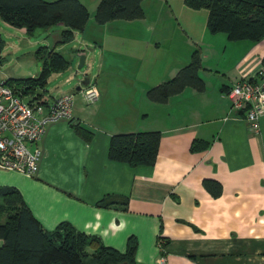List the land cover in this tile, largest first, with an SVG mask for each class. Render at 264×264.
Wrapping results in <instances>:
<instances>
[{
    "label": "crops",
    "instance_id": "crops-1",
    "mask_svg": "<svg viewBox=\"0 0 264 264\" xmlns=\"http://www.w3.org/2000/svg\"><path fill=\"white\" fill-rule=\"evenodd\" d=\"M79 1L86 8L92 2ZM96 7L87 24L94 30ZM113 22L96 25L106 32ZM156 27L159 37L169 36L162 22ZM107 36L89 40L98 63L84 55V66L88 61L89 70H95L94 84L85 78L97 89L98 100L86 104L76 95L78 82L71 120L46 129L36 175L0 169V190L15 189L45 232L67 223L121 254L134 237V264H159L160 238L164 264H264V115L254 132L241 113L230 110L229 101L232 86L257 78L264 66V40L231 42L239 56L216 70V42L206 48L208 58L200 48L205 91L187 88L157 105L147 100L146 91L186 66L194 46L185 42L178 61H170L171 52L159 42L150 51L143 45L139 60L121 59L109 57L119 50ZM58 89L53 94L47 86L42 96L53 101L71 94ZM74 123L91 132L89 142L76 134ZM153 131L161 138L152 166L133 168L108 159L112 136ZM204 180L218 182L221 194L211 196ZM103 198L114 200L109 207L97 206Z\"/></svg>",
    "mask_w": 264,
    "mask_h": 264
},
{
    "label": "trees",
    "instance_id": "trees-1",
    "mask_svg": "<svg viewBox=\"0 0 264 264\" xmlns=\"http://www.w3.org/2000/svg\"><path fill=\"white\" fill-rule=\"evenodd\" d=\"M144 1L101 0L93 19L98 25L142 19ZM184 5L190 10L207 12L206 26L212 35L223 34L229 42L257 44L264 40V0H184ZM89 18L88 9L79 0H0L1 22L23 29L28 35L62 27L59 39L51 47L36 50V57L42 62L37 76L6 79L3 83L20 97L45 93L49 80L66 72L72 64L58 51L59 47L73 41L75 33H82ZM2 47L0 38V51ZM201 69L200 53L195 50L189 63L175 76L146 91L147 100L163 105L187 88L203 93L206 87L199 76ZM73 128L79 137L87 142L91 140V132L78 123ZM160 138L158 131L114 135L110 139L108 159L133 168L152 166ZM203 186L213 197L221 194V185L216 181L204 180ZM113 200L103 198L97 206L109 207ZM123 202L126 204L127 199ZM0 240V264H134L138 246L137 240L130 237L126 251L121 254L105 247L99 238L80 233L67 223H61L53 232H45L15 189L0 190ZM159 240L165 245V240Z\"/></svg>",
    "mask_w": 264,
    "mask_h": 264
},
{
    "label": "rangeland",
    "instance_id": "rangeland-1",
    "mask_svg": "<svg viewBox=\"0 0 264 264\" xmlns=\"http://www.w3.org/2000/svg\"><path fill=\"white\" fill-rule=\"evenodd\" d=\"M100 1L92 0V2L86 3L89 13ZM143 8L147 13L142 19L130 22L114 21L106 32L102 26L99 27L93 24L94 22L91 20L90 25H95L98 28L94 30L93 27L86 26L85 31L79 33L76 40L58 49L72 64L62 75L52 77L48 84V90H52L54 94L57 93L55 89L59 88L58 90L74 94L76 93L77 83H80L86 77L85 75L89 77L90 81L93 80L92 76L95 75V70L93 68L89 70L88 61L87 65L78 69L79 59L82 55H86L89 57L90 62H99L100 56L96 55L94 51H90L92 47L89 40L91 38H103L104 33L108 34L107 38L115 40L112 44L119 50L118 53L112 52L113 54L108 55L109 57L139 60L138 55L143 51V45H146V51H150L154 44L158 42L164 46L163 50L167 48V51L171 52L170 61H178L183 56L185 42L194 46V49L199 53L202 49L203 55L207 58L206 48L209 44L214 46L216 42L218 49L215 47V51L218 54L212 57L213 62H216L215 65H212L215 70L224 68L223 66L226 64H232L239 56V53L233 50L231 42L223 34H210L206 26V11L189 10L184 5V0H145ZM161 22L164 28L167 29L166 31L170 33L168 37H166V34L159 37L161 30L156 27V24ZM179 27V32L175 34L176 28ZM155 28L158 30L156 33ZM61 29V27H54L46 31L37 30L34 35H28L25 30L10 27L0 20V38L3 41V47L0 51V82L5 79L28 78L31 74L40 72L42 62L37 59L35 52L39 47H51L55 42L54 38L59 39ZM212 39L213 44L210 42ZM116 42L121 43V45ZM146 57L151 58L152 54H148ZM159 57L162 58V56ZM35 97V95H28L24 97V100L28 102L32 98L35 99ZM92 248L94 249V247Z\"/></svg>",
    "mask_w": 264,
    "mask_h": 264
},
{
    "label": "built area",
    "instance_id": "built-area-1",
    "mask_svg": "<svg viewBox=\"0 0 264 264\" xmlns=\"http://www.w3.org/2000/svg\"><path fill=\"white\" fill-rule=\"evenodd\" d=\"M86 104H93L99 93L93 85L81 86L77 92ZM230 110L241 113L251 130L256 132L258 120L264 115V66L257 78L238 80L229 94ZM74 94L46 100L42 95L26 102L11 87L0 82V169L15 171L26 177L36 175L41 151L40 143L49 125L70 121ZM164 241H158L161 255L159 264L166 259Z\"/></svg>",
    "mask_w": 264,
    "mask_h": 264
},
{
    "label": "water",
    "instance_id": "water-1",
    "mask_svg": "<svg viewBox=\"0 0 264 264\" xmlns=\"http://www.w3.org/2000/svg\"><path fill=\"white\" fill-rule=\"evenodd\" d=\"M84 63H85V56L82 55L79 59L78 69H81L84 66ZM88 82H89L88 78H84L81 81V85L77 88V91L81 89V86H87ZM122 264H126V263H122Z\"/></svg>",
    "mask_w": 264,
    "mask_h": 264
}]
</instances>
